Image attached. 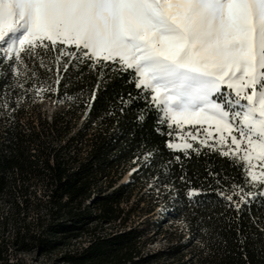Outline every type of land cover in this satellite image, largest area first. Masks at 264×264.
<instances>
[{
	"label": "trees",
	"instance_id": "trees-1",
	"mask_svg": "<svg viewBox=\"0 0 264 264\" xmlns=\"http://www.w3.org/2000/svg\"><path fill=\"white\" fill-rule=\"evenodd\" d=\"M38 51L55 71V54ZM39 63L38 57L35 70L50 75ZM20 71L13 84L26 79ZM106 72L102 81L86 66L69 69L61 94L72 99L60 104L56 95L45 99L54 105L52 113L30 98L19 107L12 103L15 111L0 108V264H22L19 256L31 253L57 256V264H158L182 248H191L189 258L179 255L185 264H264V203H253L238 216L210 191V185L218 187L216 179L241 183L239 169L207 148L188 157L166 148L165 141L176 138L157 134L154 115L137 122L142 101L119 113V97L138 91L128 75ZM17 93L23 95L17 87L6 102ZM150 150H158L153 166L133 172L141 167L135 158ZM131 171L132 182L122 183ZM190 189L201 191L193 202L187 199ZM158 207L167 210L165 219L141 218ZM151 227L170 234L181 230L187 244L149 255L144 240Z\"/></svg>",
	"mask_w": 264,
	"mask_h": 264
},
{
	"label": "snow or ice",
	"instance_id": "snow-or-ice-1",
	"mask_svg": "<svg viewBox=\"0 0 264 264\" xmlns=\"http://www.w3.org/2000/svg\"><path fill=\"white\" fill-rule=\"evenodd\" d=\"M39 49L55 54V71ZM38 57L50 75L35 70ZM82 66L102 81L106 70L127 74L138 91L119 97V113L142 101L138 123L154 115L157 134L184 141L166 140L169 150L182 147L188 157L207 148L231 160L242 182L209 186L226 208L239 216L264 203V0H0V108L15 111L11 104L26 98L71 100L61 81L66 87L65 74ZM21 67L26 79L13 84ZM17 87L23 95L6 102ZM185 124L193 126L186 133ZM155 151L137 156L141 167L132 171L153 166ZM200 195L190 189L187 199Z\"/></svg>",
	"mask_w": 264,
	"mask_h": 264
},
{
	"label": "rangeland",
	"instance_id": "rangeland-1",
	"mask_svg": "<svg viewBox=\"0 0 264 264\" xmlns=\"http://www.w3.org/2000/svg\"><path fill=\"white\" fill-rule=\"evenodd\" d=\"M42 107L44 109H46L47 111H49L50 113H52L53 111H55L54 109V105L49 104L47 101H43L42 102ZM182 129L184 130V132L186 133L188 130H190L193 126L192 125H182L181 126ZM197 129L200 127L199 125L195 126ZM198 139H204L203 135H200L198 137ZM175 144H180L182 145L184 143V141L182 139H176L173 141ZM189 142H192L193 144L197 143L196 141H191L189 138ZM209 143H211V141H209ZM178 150H183V148L181 147ZM132 176H126L124 178L126 183H130L132 182ZM145 190H143V192H145ZM144 205H146V203H142V206L144 207ZM163 210V211H162ZM167 210H165L163 207H158L156 208V210L148 215H142L141 218L142 219H150L153 222H157L160 221L162 218H166L167 215ZM149 217V218H148ZM137 219V218H136ZM170 224V222H169ZM167 229V227H166ZM165 229V230H166ZM171 234L170 233H163L160 232L159 229L157 227H151V229H149V236L147 238H145L144 240V245H145V252L150 254H166L168 251H170L173 247L177 248L180 245H185L187 244V238L188 235L187 233L185 235H183V237L181 236V230H177L176 228H173L171 230ZM191 248H188L185 250V248H182L181 250H183L181 253H187L186 255H188V258L190 257V250ZM180 253V254H181ZM180 254H176L174 255V258L172 256H163L161 257V261L158 264H185L182 260L179 259V255ZM57 256H52V257H45V258H40L37 255L31 253V254H21L19 256L20 262H22V264H57L56 261Z\"/></svg>",
	"mask_w": 264,
	"mask_h": 264
},
{
	"label": "bare ground",
	"instance_id": "bare-ground-1",
	"mask_svg": "<svg viewBox=\"0 0 264 264\" xmlns=\"http://www.w3.org/2000/svg\"><path fill=\"white\" fill-rule=\"evenodd\" d=\"M130 173L132 174V171L129 172V174H127V176H130L131 175ZM122 183H125V180H123Z\"/></svg>",
	"mask_w": 264,
	"mask_h": 264
}]
</instances>
